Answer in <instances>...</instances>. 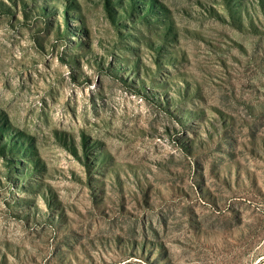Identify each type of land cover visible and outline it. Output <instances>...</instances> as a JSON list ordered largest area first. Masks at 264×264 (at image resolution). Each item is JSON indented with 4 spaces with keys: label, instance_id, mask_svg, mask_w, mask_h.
I'll return each mask as SVG.
<instances>
[{
    "label": "rangeland",
    "instance_id": "1",
    "mask_svg": "<svg viewBox=\"0 0 264 264\" xmlns=\"http://www.w3.org/2000/svg\"><path fill=\"white\" fill-rule=\"evenodd\" d=\"M0 264H264V0H0Z\"/></svg>",
    "mask_w": 264,
    "mask_h": 264
}]
</instances>
